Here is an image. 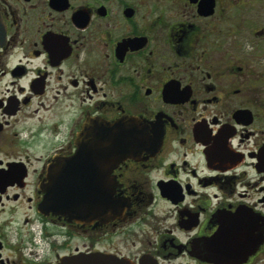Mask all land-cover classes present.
<instances>
[{
  "label": "flooded vegetation",
  "instance_id": "af4514ba",
  "mask_svg": "<svg viewBox=\"0 0 264 264\" xmlns=\"http://www.w3.org/2000/svg\"><path fill=\"white\" fill-rule=\"evenodd\" d=\"M0 10V264H264V0Z\"/></svg>",
  "mask_w": 264,
  "mask_h": 264
},
{
  "label": "water",
  "instance_id": "95a60500",
  "mask_svg": "<svg viewBox=\"0 0 264 264\" xmlns=\"http://www.w3.org/2000/svg\"><path fill=\"white\" fill-rule=\"evenodd\" d=\"M5 38V23H4V19L0 10V44L2 43V41ZM80 155V154H79ZM66 192L64 191L63 188V199H60V202L64 203V201L66 199H68V202H71L72 205H74L75 207L81 206V202L84 199L83 196V192H82V186L81 185H66ZM46 202L45 204H47L48 202V191H46ZM59 200V199H57ZM99 258H106L105 256L101 255L100 253L96 252V253H78V254H73L70 258L68 259V262H66L67 264H98V259ZM69 259H71V261H69ZM64 262V260L60 263V264H66ZM130 264H138V263H133L131 262ZM139 264H150L149 262H145L142 261Z\"/></svg>",
  "mask_w": 264,
  "mask_h": 264
}]
</instances>
